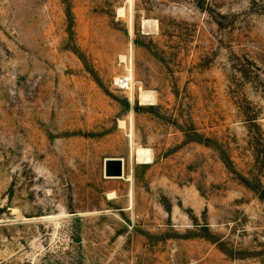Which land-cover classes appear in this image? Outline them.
<instances>
[{
    "label": "rangeland",
    "instance_id": "rangeland-1",
    "mask_svg": "<svg viewBox=\"0 0 264 264\" xmlns=\"http://www.w3.org/2000/svg\"><path fill=\"white\" fill-rule=\"evenodd\" d=\"M261 134L264 0H0V264H264Z\"/></svg>",
    "mask_w": 264,
    "mask_h": 264
},
{
    "label": "trees",
    "instance_id": "trees-1",
    "mask_svg": "<svg viewBox=\"0 0 264 264\" xmlns=\"http://www.w3.org/2000/svg\"><path fill=\"white\" fill-rule=\"evenodd\" d=\"M149 108H154L153 105H150ZM195 136H203V135H200L199 133L197 132H194ZM263 134H261V136L255 138L256 140V147H255V151L257 152V154H261V159H263V156H264V135L262 136ZM202 138V137H201ZM209 139H205V142L208 141ZM261 146V150L259 149V147ZM224 160L225 162L228 164V165H231L232 164V161L231 159H229V157L227 156H224ZM239 178H241V180L249 187L251 188L255 193L259 194L260 196H262V198H264V191L261 190V187L260 185H251L252 183L250 181H248L247 179H245L243 176L241 175H237Z\"/></svg>",
    "mask_w": 264,
    "mask_h": 264
},
{
    "label": "bare ground",
    "instance_id": "bare-ground-1",
    "mask_svg": "<svg viewBox=\"0 0 264 264\" xmlns=\"http://www.w3.org/2000/svg\"><path fill=\"white\" fill-rule=\"evenodd\" d=\"M129 2L132 5L134 3V0H129ZM119 12L121 14H124V12H125L124 7H121L119 9ZM130 20H133V19H130ZM145 26H146V23H145ZM117 80L120 81V83L122 82L124 84V86L130 87V81L133 80L132 70L130 71V74L128 76H125L124 78L117 77ZM148 98H149L148 92L142 91L141 94H140V100H141V102L142 103H146L148 101ZM124 125H125L124 121H121V126H124ZM131 136H132V133H131ZM131 143H132V148L134 149V147H135L134 146V142L131 141ZM137 156H138V159L139 160L145 159V151L143 150V148H138L137 149ZM110 196L113 197L114 196V192L110 193Z\"/></svg>",
    "mask_w": 264,
    "mask_h": 264
},
{
    "label": "water",
    "instance_id": "water-1",
    "mask_svg": "<svg viewBox=\"0 0 264 264\" xmlns=\"http://www.w3.org/2000/svg\"><path fill=\"white\" fill-rule=\"evenodd\" d=\"M107 177L116 178L124 176V160L121 157L108 158L105 163Z\"/></svg>",
    "mask_w": 264,
    "mask_h": 264
}]
</instances>
